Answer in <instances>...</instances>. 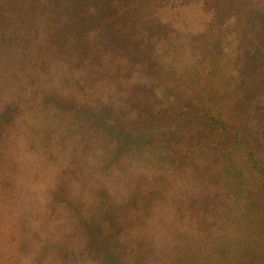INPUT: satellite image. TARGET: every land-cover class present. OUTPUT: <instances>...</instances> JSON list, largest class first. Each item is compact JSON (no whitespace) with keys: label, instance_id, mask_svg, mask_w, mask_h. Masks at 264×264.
<instances>
[{"label":"trees","instance_id":"1","mask_svg":"<svg viewBox=\"0 0 264 264\" xmlns=\"http://www.w3.org/2000/svg\"><path fill=\"white\" fill-rule=\"evenodd\" d=\"M246 5L0 0V264H264ZM252 83L250 128L227 110Z\"/></svg>","mask_w":264,"mask_h":264},{"label":"rangeland","instance_id":"2","mask_svg":"<svg viewBox=\"0 0 264 264\" xmlns=\"http://www.w3.org/2000/svg\"><path fill=\"white\" fill-rule=\"evenodd\" d=\"M246 1L247 5L245 8L247 9V13L249 15V19L251 20V33L250 37L256 38L257 36L262 37L260 35L264 34V0H242ZM210 45H212V42L210 41ZM211 48V46H210ZM208 48V49H210ZM248 87L244 90H241L238 92V95L240 96L238 99L235 100L232 99L231 104L228 107V112L232 114L236 118V120L240 123L241 126L250 127L251 121L253 117L252 111L249 108V102L253 100V98L256 95V92L259 91L258 88L256 89L255 85L249 84ZM184 90H186L188 93H191V95L195 97H201L202 93L201 90L203 88V80L202 78H198L196 81L190 83V85H182ZM256 89V90H255ZM253 97V98H251ZM252 99V100H251ZM10 116V113H6L0 116V123L6 120ZM102 119L104 123L108 126H110L111 130L114 131L123 141H125L128 137L124 136V133L122 130L119 129V127L116 124V121L112 119V117L107 112L101 113ZM252 127V126H251ZM250 127V128H251ZM256 139V138H255ZM128 140H137V138L130 137ZM252 143H255L254 139L252 140ZM255 145V144H253ZM256 149H258V153L260 155V158L264 162V145L262 147L255 146Z\"/></svg>","mask_w":264,"mask_h":264},{"label":"clouds","instance_id":"3","mask_svg":"<svg viewBox=\"0 0 264 264\" xmlns=\"http://www.w3.org/2000/svg\"><path fill=\"white\" fill-rule=\"evenodd\" d=\"M16 159H17L18 163L26 165L29 158L27 156H25V155H17ZM23 179H24L23 176L20 177L21 182H23Z\"/></svg>","mask_w":264,"mask_h":264}]
</instances>
